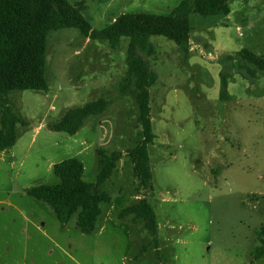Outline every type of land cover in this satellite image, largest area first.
Wrapping results in <instances>:
<instances>
[{
    "label": "rangeland",
    "instance_id": "obj_1",
    "mask_svg": "<svg viewBox=\"0 0 264 264\" xmlns=\"http://www.w3.org/2000/svg\"><path fill=\"white\" fill-rule=\"evenodd\" d=\"M78 0H70L75 3ZM182 0H87L84 15L102 29L128 12L167 14ZM227 15L190 13L188 53L153 35L157 73L150 87L154 142L149 145L154 192L147 199L157 219L160 251L173 264H264L254 258L264 228V72L251 79L232 68L230 100H220V59L249 48L264 55V0H230ZM128 39L113 49L76 27L48 34V90L9 94L28 124L0 150V264H156L152 235L120 211L138 199L124 154L102 187L110 201L92 233L65 224L28 189L59 184L54 164L77 158L82 178L95 182L99 147L125 151L141 136L132 93L119 92ZM105 97L109 109L76 133L50 128L69 108ZM137 197V198H136ZM146 246V248H144Z\"/></svg>",
    "mask_w": 264,
    "mask_h": 264
},
{
    "label": "trees",
    "instance_id": "obj_2",
    "mask_svg": "<svg viewBox=\"0 0 264 264\" xmlns=\"http://www.w3.org/2000/svg\"><path fill=\"white\" fill-rule=\"evenodd\" d=\"M87 0H0V150L12 147L17 140V124L27 125L28 121L18 111L9 94L25 89L48 90L46 80V56L48 34L63 27H76L91 39H105L113 49L120 47L122 38L128 39L126 51V74L119 85V92L132 93L138 114L137 126L141 136L125 151L97 149L98 173L95 182L82 178L84 165L81 160L71 157L54 164V172L60 177L59 184H40L28 189V193L49 204L62 223H67L77 213V225L83 233H92L101 213V204L110 201V195L103 190L105 182L114 174L118 162L125 154L132 164L135 179L134 194L139 196L123 208L119 217H129L133 224L143 223L152 235L150 245L157 251L156 264H173L160 251L157 238L156 213L147 199L152 195V169L149 145L156 137L151 117L150 87L157 81V73L149 64L155 56L153 35L164 36L175 41L188 53L191 30L190 13L200 15L229 14L230 0H182L167 14L150 12H128L119 15L102 29H94L84 15ZM221 71L220 100L228 101V80L231 69L236 68L251 79L258 71L264 72V55L249 48L220 59ZM111 104L109 98L100 97L81 106L69 108L50 128L56 131L76 133L87 120L106 112ZM261 244L254 251V258L264 254V228L260 231ZM146 248V246H144Z\"/></svg>",
    "mask_w": 264,
    "mask_h": 264
},
{
    "label": "crops",
    "instance_id": "obj_3",
    "mask_svg": "<svg viewBox=\"0 0 264 264\" xmlns=\"http://www.w3.org/2000/svg\"><path fill=\"white\" fill-rule=\"evenodd\" d=\"M137 198V197H136Z\"/></svg>",
    "mask_w": 264,
    "mask_h": 264
}]
</instances>
